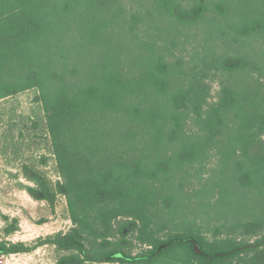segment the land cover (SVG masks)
I'll return each instance as SVG.
<instances>
[{"label": "trees", "instance_id": "obj_1", "mask_svg": "<svg viewBox=\"0 0 264 264\" xmlns=\"http://www.w3.org/2000/svg\"><path fill=\"white\" fill-rule=\"evenodd\" d=\"M131 1L0 0V100L38 90L62 179L52 189L41 174L25 168L34 185L26 191L48 205L63 196L72 223L44 244L66 253L55 264H264V242L211 241L190 228L160 238L154 230L155 201L147 188L166 168L158 148L163 138L177 137L179 113L191 99L182 87L173 88L166 57L153 40L144 43L138 36L142 19L128 10ZM233 2H216L215 11L223 17ZM194 3L187 9L156 1L158 13L188 25L207 12L202 0ZM237 4L240 34L263 32L264 0ZM224 65L232 71L242 62ZM255 102L226 88L213 118L237 110L262 130L264 113ZM198 109L199 104L197 115ZM254 150L250 161L263 171L264 148ZM191 155L186 145L178 157L191 161ZM258 227L246 224L245 231ZM16 231V220L3 228L0 257L29 251L5 239ZM124 233H135L146 248L132 254L109 240Z\"/></svg>", "mask_w": 264, "mask_h": 264}, {"label": "rangeland", "instance_id": "obj_2", "mask_svg": "<svg viewBox=\"0 0 264 264\" xmlns=\"http://www.w3.org/2000/svg\"><path fill=\"white\" fill-rule=\"evenodd\" d=\"M156 1L132 0L128 10L142 19L137 33L142 41L153 40L166 57L173 88L182 87L191 100L179 113L177 137L173 142L163 138L158 148L166 168L147 188L155 201L154 230L160 238L190 228L211 241L264 242V170L257 171L250 161L256 146L264 148V129L237 110L213 118L226 88L253 97L264 113V31L240 34L238 0L223 17L214 8L221 0H202L207 12L191 25L158 13ZM171 1L189 9L200 0ZM237 60L241 68L226 69L225 63ZM38 100L37 89L0 100V239L3 228L16 220L17 231L5 239L29 250L0 257V264H55L66 254L44 244L72 227L65 198L57 195L48 205L26 191L34 185L25 168L41 174L52 189L62 181ZM198 104L199 115L194 111ZM186 145L192 148L191 161L178 157ZM251 223L259 227L246 233L245 225ZM109 240L132 254L146 248L135 233Z\"/></svg>", "mask_w": 264, "mask_h": 264}]
</instances>
